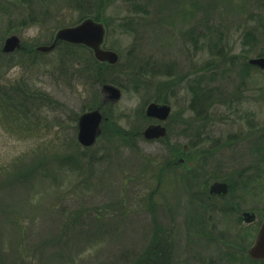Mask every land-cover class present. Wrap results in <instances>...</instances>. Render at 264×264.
<instances>
[{
    "label": "rangeland",
    "instance_id": "obj_1",
    "mask_svg": "<svg viewBox=\"0 0 264 264\" xmlns=\"http://www.w3.org/2000/svg\"><path fill=\"white\" fill-rule=\"evenodd\" d=\"M134 4L145 12H135ZM0 6V52L7 38L20 42L13 53H0V264H138L145 258L147 264L151 259L180 264V215L193 192L206 185L201 178L208 184L235 179L264 154V71L242 66L264 49L263 37L255 49L244 46L246 34L257 33L264 0H0ZM99 10L102 48L115 52L119 62L141 58L149 62L146 68L161 64L164 72L171 70L167 75L174 80L184 75L164 92L163 103L152 99L153 88L135 92L122 69L103 71L124 87L113 85L121 97L104 102L112 106L111 120L119 128L142 131L156 123L142 122L139 115L149 103L171 107L163 125L167 144L164 138L141 137L128 145L101 136L91 148L76 142L73 118L95 90L103 104L101 86L93 81L84 86L64 48L46 53L36 48ZM219 24L221 39L208 47L204 40L218 38L213 29ZM23 48L33 50L24 54ZM211 60L216 66L205 72L209 83L231 88L242 78L247 100L233 107L214 105L209 120L201 122L200 141L210 140L187 159H175L172 148L183 152L189 141L186 123L200 121L189 109L187 81ZM225 94L219 99L231 92ZM102 117L101 128L108 120ZM259 181L264 187V178ZM236 183L242 181H233L230 196L262 215L261 190ZM199 247H193L196 260L188 264L207 263L208 254Z\"/></svg>",
    "mask_w": 264,
    "mask_h": 264
},
{
    "label": "trees",
    "instance_id": "obj_2",
    "mask_svg": "<svg viewBox=\"0 0 264 264\" xmlns=\"http://www.w3.org/2000/svg\"><path fill=\"white\" fill-rule=\"evenodd\" d=\"M3 1V0H2ZM129 1H133V0H129ZM103 1L99 2V6L98 8L100 9L102 6ZM1 7V6H0ZM1 9V8H0ZM133 9L135 12L138 13H142L145 12L144 7L142 6V4H134ZM4 11V10H3ZM7 12V11H5ZM100 13L101 10H99L97 13L95 14H90L87 16H83L82 18H80V21H82L85 18H92L95 21H102V18L100 17ZM182 14V13H181ZM257 19L260 20L259 22V26L258 29H255L254 31L256 33V35L254 34V32L251 33H245L246 37L244 38V45L245 47H249V50L255 49L258 47V42H263L262 38H264V15H258V17L256 16ZM126 19V18H125ZM76 24V23H75ZM24 25V24H23ZM219 24L218 26H214V33L215 35L218 36V38L215 39V37H210L211 40H204V42L207 44L208 47H215L216 44L218 43L219 39H221V35L218 31V29L220 28ZM123 28H127L124 27ZM212 33V32H210ZM213 33V36H214ZM257 36V37H256ZM263 44V43H261ZM204 47V45H202ZM64 48L65 50H67V56L68 58H72V63L74 61V66L72 67V71L75 72V74L77 73V77L84 79V86H88L90 84L91 81L95 82L97 85H105V84H111L114 85L118 88H122L123 85L120 84L117 80L115 79H106V77L104 76V70L106 68H112V69H122V72H124V76L126 78H128V81H132L134 83L133 85V90L135 92H139L141 89L142 90H146L147 92H151V89H154V97H152V99L156 102H163L165 103V100L163 96L164 92L166 93L168 89H171L172 84L175 83V81L177 80H181L182 78H184V75L182 74L181 76L179 75L177 77L176 80H174V78L176 77H172L169 75H167L169 72H171V70L167 71L162 67L161 64H156L153 65L152 68H146L147 66H149V62L147 60H143L137 59L136 60H131L128 62H124V64L121 63V61L117 62L116 65L114 66H109L105 63H101L96 61V59L93 58L92 56V52L90 50H88L86 47L83 46H76V45H69L67 43H62V42H58L56 45L55 49H61ZM261 50L260 52L256 55L257 57H264V49L262 47H260ZM24 50H22V53L27 54L26 52H32L33 49L31 50H27L29 48H23ZM245 51V52H248ZM1 53V52H0ZM29 55V54H28ZM85 56V57H84ZM234 58V57H232ZM216 66V64L213 63V60H211L210 62L205 63L203 66H200L199 70L197 69L196 71L193 72V77L189 78L187 81V85H186V92L188 95H190V112L193 114V116L195 118H197V120H200L198 122V124H195L194 121H190L188 123H186V127L183 129V133H184V137L188 138V142L186 143V146L183 147V152L179 151L178 149H174L172 148V151L174 153V158L177 159V157H183V158H188L189 155L191 154V152H193L192 150H195L198 145L200 143H206V141L210 140L208 137H205L204 140L202 139L200 141V139L202 138V128L203 126L201 125V122H206L209 119L207 118V113L210 112V110L212 109V107H215L214 105H227L228 107L230 106H234L236 105H241L243 104V102H245L247 100V96H245L241 89L244 87V82L242 80V78L240 79L239 83L236 85L231 86V88H226L224 85H214L209 83V80L206 78L205 76V72L207 71V69H211L213 70V68ZM245 68L247 69H256L253 66H250L247 62H244L243 65ZM106 67V68H105ZM154 71V72H153ZM214 71L211 73L213 74ZM215 75V73H214ZM212 75V77L214 76ZM264 82V81H263ZM168 87H165V86ZM95 86L93 85V88ZM165 87V88H164ZM124 88V87H123ZM229 91L231 92V94H229V97H227L226 99L220 100L219 96H224L226 95L225 93H229ZM264 93V86H263V91ZM94 94H92L91 99L89 100V103L86 107H84V109H82V111L80 112L83 113L85 111H89V110H93V109H100V111L103 112V116H105L107 118L108 116V120H104V126L102 128V135H101V140L102 139H106L109 141L112 140H119L121 143H124V141H127V144L130 145L132 144V141H138V139L141 138V129L135 128V129H131V130H125V129H121L119 128L116 123L111 120V107H109V105H102V97L100 96L99 93H97V90H95L93 92ZM206 115H205V114ZM79 114V115H80ZM74 116L73 118V122L75 124L74 129L76 130V121L78 119V116ZM141 120L143 122V119L146 121L147 119L144 117V113H139ZM148 121V120H147ZM196 122V119H195ZM130 123V122H129ZM193 124V125H191ZM110 131V133H109ZM190 132V133H188ZM168 136L164 137V140L167 144V141L169 138H167ZM201 137V138H200ZM125 144V143H124ZM186 151V152H184ZM190 153V154H189ZM206 153L211 154L212 151H206ZM259 154V153H258ZM83 155V154H81ZM259 156L261 158H257V161H255L253 164L254 166L248 168L245 171H239L236 172L235 175V179L232 177L225 179V181L229 184H233V181L235 182H239L242 181L243 185H246L248 187L249 191H254V190H258L260 189L262 192V198L264 199V187H261V184H259L258 182L259 179L264 178V154H259ZM76 165H80L82 162L79 160H76L75 162ZM169 166V165H168ZM215 177V176H214ZM197 179H193L192 182L196 181ZM239 180V181H237ZM183 181V180H182ZM201 181H203V183L208 184L209 183V179L202 177ZM205 181V182H204ZM259 184V186L257 185ZM190 190H192V187H190ZM154 245L156 246L157 244H159V242L156 240V242H153ZM247 248V246H243V250ZM154 254V253H153ZM148 257V255H147ZM150 257V256H149ZM149 259V258H148ZM148 259L145 258L143 259V261L139 262L141 264H147ZM152 264H155V261L153 259H151ZM250 262V261H249ZM138 263V264H139ZM252 264H256V263H252ZM264 264V263H261Z\"/></svg>",
    "mask_w": 264,
    "mask_h": 264
},
{
    "label": "flooded vegetation",
    "instance_id": "obj_3",
    "mask_svg": "<svg viewBox=\"0 0 264 264\" xmlns=\"http://www.w3.org/2000/svg\"><path fill=\"white\" fill-rule=\"evenodd\" d=\"M212 183L198 187L199 189L193 192L195 198L189 199V203H185L186 206L182 207L183 213L180 215L182 228L179 229L180 264H188L191 258L196 260V251L193 247L200 248L199 246H203L198 249L199 251H206L208 254V257L204 259L207 261L206 264L264 263V260L253 261L247 255V250L264 221V213L259 215L256 210L245 209L238 197L230 196L233 187L227 182H221L227 186L224 196L210 194L209 187ZM195 185L200 186L201 184L196 183ZM244 213L253 214L254 220L245 222ZM190 244L194 246L191 247ZM245 245L247 248L243 250ZM215 249H223L225 252L216 254ZM242 258L246 262L242 261Z\"/></svg>",
    "mask_w": 264,
    "mask_h": 264
},
{
    "label": "water",
    "instance_id": "obj_4",
    "mask_svg": "<svg viewBox=\"0 0 264 264\" xmlns=\"http://www.w3.org/2000/svg\"><path fill=\"white\" fill-rule=\"evenodd\" d=\"M105 35V28L101 23L91 19H85L79 24L71 27L59 29L54 36L52 44L47 46L37 47V52H50L54 50L57 42H65L71 45L84 46L91 50L94 59L98 62H106L115 64L118 61V55L110 50L102 48ZM2 53H13L15 49L20 48L19 39L16 36H11L3 42ZM248 63L261 70H264V57L252 58ZM101 93L104 95V101H109L111 104L116 103L121 97V92L114 86L103 85ZM171 112V108L166 104L149 103L144 115L146 118L155 119L159 122H165ZM102 114L99 109L91 110L81 114L76 123V141L83 148H91L102 133ZM166 135V128L161 124L149 125L142 131L143 139L151 141L158 140ZM227 191L225 183L214 182L209 187V192L212 195L224 196ZM245 222H252L254 216L251 213H244ZM260 229L247 250V255L252 260H264V221L260 225Z\"/></svg>",
    "mask_w": 264,
    "mask_h": 264
}]
</instances>
